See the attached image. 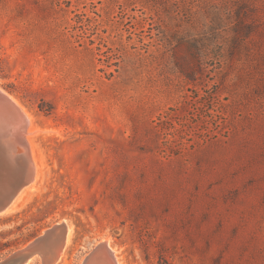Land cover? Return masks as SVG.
<instances>
[{
    "label": "rangeland",
    "instance_id": "374dc122",
    "mask_svg": "<svg viewBox=\"0 0 264 264\" xmlns=\"http://www.w3.org/2000/svg\"><path fill=\"white\" fill-rule=\"evenodd\" d=\"M0 88L41 170L0 261L66 220L57 264H264V0H0Z\"/></svg>",
    "mask_w": 264,
    "mask_h": 264
},
{
    "label": "water",
    "instance_id": "95a60500",
    "mask_svg": "<svg viewBox=\"0 0 264 264\" xmlns=\"http://www.w3.org/2000/svg\"><path fill=\"white\" fill-rule=\"evenodd\" d=\"M30 124L25 110L0 89V214L4 213L28 186L35 175L33 153L24 136ZM57 222L25 246L13 251L0 264H27L36 256L41 264H56L71 225ZM101 249L106 254L100 253ZM118 264L115 253L107 242L97 243L85 256L82 264Z\"/></svg>",
    "mask_w": 264,
    "mask_h": 264
},
{
    "label": "bare ground",
    "instance_id": "6f19581e",
    "mask_svg": "<svg viewBox=\"0 0 264 264\" xmlns=\"http://www.w3.org/2000/svg\"><path fill=\"white\" fill-rule=\"evenodd\" d=\"M0 89L3 90V91H5V92H7V93H9L8 91L4 90L3 88H0ZM12 98H14V100L25 110V112L27 113V115L29 117L30 124H29L27 130L25 131V130L22 129V133L24 132V136L28 139L27 136L35 134L36 133V130H37L36 126L34 125V122L32 123V121H33L32 113L18 99H16L13 96H12ZM28 142H29L30 147H31V150H32V146H31V143H30L29 139H28ZM32 153H33V151H32ZM32 160H33L32 163L34 164V168H35V175L33 176V179L31 181V183L28 186H26L21 191V193L18 195V197L16 198V200L9 207V209H7L4 213H2L0 215L7 214V213H10V212H13V211L17 210L26 201V199L30 196V194L32 193V191H34L38 187L39 179L41 178V170H40V166H38V164L35 162L34 158H32ZM61 222H63V221H61ZM47 229L44 230L43 233L40 234V235H43L47 231ZM72 230H73L72 227L70 228V230H68V233H67L65 242L63 244V247H62V249L59 252V257L57 259V262L60 260L62 253L64 252V250L66 249V247L68 246V244H69V242L71 240ZM100 242H107V243H109L110 246H111V248H112V250H113V252L116 255L118 264H123L121 258L119 259V257H118V253H119L118 249L112 244V242H111L110 239H105V240H102ZM105 252H106L105 249H101L100 250V253L106 254ZM107 260H108L109 264H114L113 261H111L109 258ZM57 262H56V264H57ZM82 263H83V261H82ZM27 264H33V263H32V261H29Z\"/></svg>",
    "mask_w": 264,
    "mask_h": 264
}]
</instances>
